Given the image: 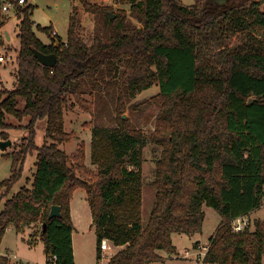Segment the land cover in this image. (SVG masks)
Listing matches in <instances>:
<instances>
[{
    "label": "trees",
    "instance_id": "16d2710c",
    "mask_svg": "<svg viewBox=\"0 0 264 264\" xmlns=\"http://www.w3.org/2000/svg\"><path fill=\"white\" fill-rule=\"evenodd\" d=\"M14 4L22 16L16 50L17 84L0 89V136L9 139L19 120L29 117L28 135L12 152V174L0 181V247L7 229L24 231L41 224L47 264H76L71 199L77 188L87 193L92 227L100 245L108 239L121 248L108 264H153L161 250L174 252L173 233L201 232L204 205L221 221L210 237L207 262L263 264L264 224L236 233L232 221L264 203V0H116L131 2L128 19L112 6L80 0L87 12L102 16L110 37L88 44L78 32V12L70 18L68 39L54 30L44 43L34 30L33 6L0 0V47L7 35L2 6ZM20 16V17H21ZM240 34L232 47L220 42ZM59 41L60 46H56ZM218 45V51H215ZM34 49L56 53L57 64H42ZM9 51H12L10 49ZM218 74L203 69L211 60ZM158 83L149 100L130 105ZM89 94L92 100L85 97ZM72 98L93 119L91 164L82 142L72 155L60 147L72 139L65 130V110ZM24 100V108L17 105ZM158 107L152 142L162 147L153 186L155 203L143 224L144 130L132 115ZM45 121L42 144L38 123ZM34 155L30 186L13 192ZM59 205L61 216L49 218ZM46 223L44 230L43 224ZM30 235L31 243L37 239ZM52 256H56L52 261ZM0 264H9L0 255Z\"/></svg>",
    "mask_w": 264,
    "mask_h": 264
},
{
    "label": "rangeland",
    "instance_id": "374dc122",
    "mask_svg": "<svg viewBox=\"0 0 264 264\" xmlns=\"http://www.w3.org/2000/svg\"><path fill=\"white\" fill-rule=\"evenodd\" d=\"M93 3L112 6V13L115 15L119 13L120 10H125L128 15V19L132 20L134 24L141 26L136 20L130 16L132 3L131 2H117L116 0H90ZM184 5H192L195 0H180ZM28 4L33 6L31 19L34 21V30L37 36L45 43L52 41L50 32L52 30L56 31L59 37L66 41L68 39L70 18L75 12H78L79 27L78 32L81 37L88 43H94L95 37L99 36L103 40H109L110 33L107 26L104 24L102 16H96L93 13L87 12L80 0H28ZM5 19H7V28L12 35V40L9 41L7 38L4 39V44L0 47V55L4 56L5 60L0 61V89H13L17 84L16 76V50L20 47V39L18 37L19 26L22 16L19 14H4ZM21 16V17H20ZM5 27V30H7ZM240 34H235L231 37L227 35L220 42L224 47H232L239 43L241 40ZM218 45H215V51H218ZM12 49V51H9ZM213 59L210 65L204 66V70L207 74L214 73L218 74L219 70L214 65ZM160 91L159 84L156 83L152 87L142 91L134 100L128 102L129 109L126 115H130V105L133 103H139L144 100H149L153 96L157 95ZM85 97L92 100L89 94H85ZM17 108H24V100L20 99ZM158 107L151 106L145 112L132 115L134 119L138 121V126L142 128L148 137V142L144 147V162L142 167L143 174V224L145 225L149 219L152 208L155 203L156 189L153 186V181L156 177L157 163L162 154V147L151 140V134L155 130V125L157 122ZM8 120L19 128L17 131L12 130L10 133V138L13 144L9 146L6 150H0V181H3L10 177L12 174V152L17 151L21 148V145L25 142L24 139L28 135V125L29 117H25L23 120H19L12 114H8ZM94 122L90 113L84 111L75 101L70 98L65 110V130L72 135V139L66 143L60 144V147L67 152V154L72 155L75 153L82 142L86 146V163L87 165L94 169L96 168L91 164V128ZM38 136L37 143L42 144L45 135V121H40L38 123ZM1 140V136H0ZM36 157L30 155L24 164L23 177L20 179L19 183L15 186L13 192H16L20 187L30 186L32 184L33 174L36 171ZM33 172V174H32ZM205 209V220L201 232L195 233L194 235L178 234L173 235V244L176 246L174 252L168 250H161L160 254L164 258L163 261H158L153 264H199L198 258L195 255L203 245H208L211 235L214 234L218 224L220 223L222 217L221 214L213 207L204 205ZM3 205H0V211ZM80 215H82L80 213ZM79 215V216H80ZM91 215L89 214V219L84 214L82 215L83 224L80 228L86 230L89 227V220ZM252 221L251 228L249 230H254L256 228V222L259 221L264 224V203L261 207L252 211L250 214ZM41 231V224H36L35 229L32 232L38 235L37 243L32 245L31 250L27 245L28 241L24 242L23 238L29 233L26 230V234L21 235L16 232L15 227H9L3 236L1 248L2 250H8L11 254L17 253L18 256H23L24 254H30V257L34 262L39 264H44V253L42 248V239L39 237ZM31 232V234H32ZM30 234V235H31ZM78 240L82 244V251L79 257L78 264H106L108 261V253L113 254L114 248L112 246L111 250L107 251L102 259H99L97 263V241L94 229L89 228L84 234L80 232ZM199 241L194 247V242ZM80 244V245H81ZM185 250H188L190 255L185 256ZM179 252V253H178ZM9 254V253H8ZM21 258V257H20ZM9 264H10V258ZM16 259H12L11 264H18ZM37 264V263H35ZM264 264V256H263Z\"/></svg>",
    "mask_w": 264,
    "mask_h": 264
},
{
    "label": "crops",
    "instance_id": "0c3cea01",
    "mask_svg": "<svg viewBox=\"0 0 264 264\" xmlns=\"http://www.w3.org/2000/svg\"><path fill=\"white\" fill-rule=\"evenodd\" d=\"M7 24L8 23L6 22V28H7ZM4 33L7 35V39L9 41H11L12 40V35L8 31V28H7V30L4 29ZM8 35H9V37H8ZM51 42L52 41H50L49 43H51ZM49 43H46V44H49ZM86 164H88V163H86ZM32 174H33V172H32ZM205 209H206V207L204 208V210ZM80 213L82 215L85 214L88 219H89V214L91 215L90 220H89V227L86 230H89V228H90V230L91 229H94L92 227V213H91V208H90L89 202L87 200V193H86V191L83 188H77L74 191L73 197L71 199V216H72V221H73V224H74V227H75L74 232H73V250H74V256H75V262H76V264H78V262H79V257L81 255V251L83 249L82 244L78 240V236H80V232H82V234H84L86 232V230H82L84 228H80L81 224H83V218H82V215H80ZM35 226H36V224H33V225L27 227L22 232H18L16 230V232L19 233V234H21V235H24V233L26 234V230H29V233L26 234V236L22 237L23 240H24V242L28 241L27 245L29 246V250H31V248H32L31 246L32 245H34V244L37 243L38 237H37V239L33 243H31V240H30V234L35 229ZM94 232H95V229H94ZM174 234L175 233L172 234V240H173V235ZM178 234H186V233H178ZM194 234L195 233H193V234H186V235H190L191 236V235H194ZM95 235H96V233H95ZM96 241H97V238H96ZM197 243H199L198 240L196 242H194V247H195V245H197ZM42 244H43L42 245V248H43V253H44V264H47V255L45 253V244L44 243H42ZM113 248H114V253L113 254H109L108 253L109 256H108V261L106 262V264L109 263V260H110L111 256L114 255L118 250L121 249V248H117L115 246H113ZM177 251L178 250L176 249V252ZM185 251H188V250H185ZM97 253H98V247H97L96 256H97ZM0 255L9 257L11 259L10 260V264H11L12 259H16V261L19 262L18 264H35V263L39 264L38 262H34V260L32 259V257H30V254H24L23 256H20L21 257L20 258L17 253L11 254L8 250H5V251L2 250L1 247H0ZM106 255H107V253H106ZM100 259H102V257ZM98 262H99V259L97 257V263Z\"/></svg>",
    "mask_w": 264,
    "mask_h": 264
},
{
    "label": "built area",
    "instance_id": "2783aa9c",
    "mask_svg": "<svg viewBox=\"0 0 264 264\" xmlns=\"http://www.w3.org/2000/svg\"><path fill=\"white\" fill-rule=\"evenodd\" d=\"M20 4H25V0H18ZM14 4L12 2L7 1L6 3L3 4L2 6V13L3 14H11L15 13L14 10ZM54 34H57L56 31H54ZM5 58L4 56L0 55V61H4ZM252 221L250 218V214H245L241 215L237 218H235L232 223H231V228L234 232L239 233V232H244L246 230H249L251 228ZM112 245L111 242L108 239H104L101 242L100 245V250H101V257H103L108 250H111ZM209 250V244L208 245H203L199 251L196 252V256L198 258L199 264H221L220 262H207L206 261V256ZM185 256H189L190 253L189 251H185ZM56 256H52V261H55Z\"/></svg>",
    "mask_w": 264,
    "mask_h": 264
},
{
    "label": "water",
    "instance_id": "95a60500",
    "mask_svg": "<svg viewBox=\"0 0 264 264\" xmlns=\"http://www.w3.org/2000/svg\"><path fill=\"white\" fill-rule=\"evenodd\" d=\"M219 3H225L226 0H217ZM115 15L111 13V17H114ZM9 37V35H8ZM56 46L59 47L60 43L59 41H56ZM35 55L38 58V60L47 66H55L57 64V54L56 53H43L42 51L38 49H34ZM123 117H126V114L123 115ZM13 144V141L11 139H1L0 140V150H6L9 146ZM61 216V207L59 205H53L51 207V211L49 214V218L53 217H60ZM44 230L46 228V223L43 224Z\"/></svg>",
    "mask_w": 264,
    "mask_h": 264
}]
</instances>
